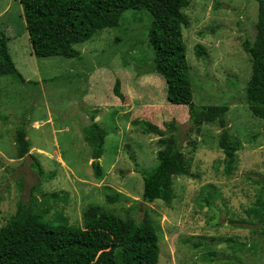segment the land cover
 <instances>
[{
	"label": "rangeland",
	"instance_id": "rangeland-1",
	"mask_svg": "<svg viewBox=\"0 0 264 264\" xmlns=\"http://www.w3.org/2000/svg\"><path fill=\"white\" fill-rule=\"evenodd\" d=\"M183 27L194 103L227 105V127L241 141L235 166L226 173L217 123L189 127V107L167 99L165 80L154 73V49L148 10H127L118 27L99 31L74 45L80 58L38 57L33 52L20 0H0V28L25 79L0 77V228L20 202L36 196L47 218L83 225V211L98 205L122 218L150 216L159 228V264H264V227L248 214L264 195V119L253 115L247 100L252 64L243 43L254 41L259 0H190ZM197 44L205 53L198 56ZM117 79L125 100L114 93ZM108 131L98 163L82 128L91 115ZM137 119L165 129L181 126V148L193 176H176L175 198L143 200L144 182L136 171L157 162L160 136L144 133ZM25 126L30 155L18 158L16 131ZM44 169L40 176L35 158ZM57 192L68 199H48ZM120 194L110 204L108 195Z\"/></svg>",
	"mask_w": 264,
	"mask_h": 264
},
{
	"label": "trees",
	"instance_id": "trees-1",
	"mask_svg": "<svg viewBox=\"0 0 264 264\" xmlns=\"http://www.w3.org/2000/svg\"><path fill=\"white\" fill-rule=\"evenodd\" d=\"M27 23L33 52L38 57L62 56L80 58L81 52L74 45L90 40L99 31L118 27L127 10H148L153 16L149 32L154 49V73L167 85V99L172 104L189 107V127L217 123L222 131L219 147L225 157L226 173L231 174L236 155L242 148L241 141L232 137L227 127V105L197 106L190 76L183 27L189 21L184 14L190 0H20ZM254 41L243 43L250 56L252 74L247 86V100L253 115L264 119V0H259V12L255 22ZM9 37L0 28V77L16 75L21 83L25 79L17 69L9 48ZM198 56L205 53L197 44ZM114 93L121 100V81L117 79ZM91 115V122L82 128L83 138L92 150V159L104 154L108 131ZM134 125L142 126L144 133L160 136L156 164L145 169L136 166L142 175L143 200H162L170 204L175 198L176 176L192 177L191 163L181 148V124L172 120L165 129L146 119H137ZM15 148L18 158L30 155L32 142L25 126L16 131ZM35 158V157H34ZM33 167L40 176L44 169L35 158ZM96 179L103 178L100 163H92ZM264 195V180L261 183ZM44 201L62 199L68 195L44 193ZM120 194L108 195L112 204L121 199ZM1 201V198H0ZM38 198L20 202L14 214L0 228V264H159V228L148 215L137 219L122 218L105 212L98 205H90L83 211V225L70 224L66 217L59 222L47 218L49 209L37 210ZM264 227V197L248 210Z\"/></svg>",
	"mask_w": 264,
	"mask_h": 264
},
{
	"label": "water",
	"instance_id": "water-1",
	"mask_svg": "<svg viewBox=\"0 0 264 264\" xmlns=\"http://www.w3.org/2000/svg\"><path fill=\"white\" fill-rule=\"evenodd\" d=\"M96 163H98V160H95Z\"/></svg>",
	"mask_w": 264,
	"mask_h": 264
}]
</instances>
